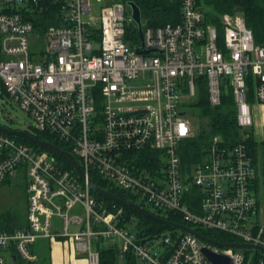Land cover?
<instances>
[{"label": "built area", "instance_id": "2783aa9c", "mask_svg": "<svg viewBox=\"0 0 264 264\" xmlns=\"http://www.w3.org/2000/svg\"><path fill=\"white\" fill-rule=\"evenodd\" d=\"M91 1L0 0L3 91L32 119L24 131L46 132L66 144L84 174L63 168L47 149L0 133V187L17 170L26 178L25 225L0 231V264L16 257L33 264L36 243L59 238L89 264H98L99 251L110 247L137 264H213L204 248L230 264H264V228L255 218L258 171L246 144L253 125L248 79L253 101L264 104V46L255 43L241 13L220 15L219 33L197 0H179L178 23L148 26L142 20L136 42L129 0H96V10ZM46 4L57 8V24L40 32L35 22ZM198 77L206 79L212 107L232 93L242 134L231 147L213 137L187 173L178 146L194 136L184 108L195 98ZM145 151L157 158L144 163ZM90 172L130 193L136 205L234 239L216 242L256 248L211 244L178 229L141 238L134 218L126 222L122 208L93 197ZM93 242L104 246L93 250Z\"/></svg>", "mask_w": 264, "mask_h": 264}, {"label": "trees", "instance_id": "16d2710c", "mask_svg": "<svg viewBox=\"0 0 264 264\" xmlns=\"http://www.w3.org/2000/svg\"><path fill=\"white\" fill-rule=\"evenodd\" d=\"M129 1L134 2L139 7L138 9H140L141 18L143 21H145V23H148V26H163L166 24H175L178 23L181 19L179 0ZM197 2L198 6H200L205 11L206 21L215 25L219 30V33H221L219 16L225 13H234V8H241V14L243 16V19L245 20L246 26L253 33L255 43L264 46V0H197ZM47 5L49 6V9L42 12V16H40V22H35V28L40 32H42V30L47 25L57 24V18L55 17V15H57L55 14L57 8H55V5L52 4H46V6ZM129 30L131 33V37L134 41L137 42L138 30H135V27L133 25H131ZM205 82L206 79L204 77L196 78L195 98L189 101L187 100L185 103V108L190 107L197 111L199 120L197 128H195L194 126V136L192 138L183 140L178 146V155L180 157V161L182 163L184 171H186L187 173L191 171V168L193 166L202 161L207 152L208 145H210L213 137L219 136L221 138L220 144L222 146L231 147L233 144H236L240 140L242 134V132L239 131L240 129L236 123V111L235 105L233 103L234 101L232 93L229 92L228 95L223 96L221 104L219 106L212 107L208 104ZM247 87L249 90L248 99L250 102H252V82L250 81V79H248L247 81ZM246 133H248L249 135L246 140L248 151L250 153V156L252 157L254 165L257 166L259 158L261 156L262 158H264V141L257 142L253 136L251 129L246 130ZM32 135L42 141L52 143L64 151H70L66 144L56 140L46 132H36ZM12 138L19 143L32 146L36 150H45L38 145L30 143L26 139L13 136ZM50 153L57 159L58 163L63 168L73 172V167L66 157L52 152ZM143 153L146 154L144 161L142 160L144 163H146L145 161L147 160V158H157V153L146 151ZM89 178L96 186H98L102 190L108 191L124 201L136 203V198H134L130 193L122 191L108 184L95 172H90ZM258 179L259 176L256 177L254 183L256 193L258 192ZM7 181L9 180L7 179L6 181H3V184ZM90 192L97 201L103 202L105 205L109 206V208H122L125 217L124 219H126V222H129V220H131L130 218H134L137 221L135 225V231L141 238H153L158 236L162 232L175 230L171 227L158 223L157 221L147 217L145 214L139 212L138 210L130 207H122L121 205L113 202L106 197L99 196L92 189ZM187 203L191 211L197 212L195 203ZM141 206L160 218H166V220L179 224H186V222H184L178 214L153 210L147 206H144L143 204H141ZM24 225L25 216L23 214H21L20 212H9L1 209L0 207V231H13L14 229L22 227ZM195 230L214 241H234L233 237L217 231H210L199 227H195ZM38 244H41L40 248L35 249L34 247V252L38 257V261L35 263L44 262L48 264L49 241L39 240L35 246H37ZM117 258L118 254L116 250L111 247L102 248L99 251L98 264H118L116 262ZM10 261L12 262V264H26V262H23L18 257H16V259L11 258ZM124 264H137V260H135V258L133 257L128 256L125 259Z\"/></svg>", "mask_w": 264, "mask_h": 264}, {"label": "rangeland", "instance_id": "374dc122", "mask_svg": "<svg viewBox=\"0 0 264 264\" xmlns=\"http://www.w3.org/2000/svg\"><path fill=\"white\" fill-rule=\"evenodd\" d=\"M94 9L96 10L99 7V3L96 0L91 1ZM96 13V11H95ZM187 116L191 119L195 128L199 124L197 111L193 108H184ZM258 117V116H257ZM0 125L15 129V130H28L32 128L33 121L27 114L18 107V105L13 101L11 97L6 95L3 91L2 85L0 83ZM264 158L262 156L259 158L257 163L258 171V192L256 193L258 206L256 209L255 218L258 224L262 225L264 228ZM9 181L5 182L0 187V207L3 210L17 212L25 214L26 208V178L22 172L18 170L15 172L14 176L8 179ZM20 215V214H19ZM25 216V215H24ZM104 244H96L93 242V250L96 248L103 247ZM41 244L35 246V249L40 248ZM118 264H124L125 260L120 255L116 259ZM7 264H12L10 260L7 261ZM35 264H46L44 262H38Z\"/></svg>", "mask_w": 264, "mask_h": 264}, {"label": "water", "instance_id": "95a60500", "mask_svg": "<svg viewBox=\"0 0 264 264\" xmlns=\"http://www.w3.org/2000/svg\"><path fill=\"white\" fill-rule=\"evenodd\" d=\"M126 4L130 9L131 18L134 21L133 23H135L138 27L140 39H142L143 23H142L140 9H138L139 7L132 1H128ZM234 12L235 13H241L242 9L241 8H234ZM146 24H148V23H146ZM135 51L137 53H143V54L151 52V51H145L142 48H137V50H135ZM0 133L7 135V136L20 137V138L26 139L32 144H35L41 148L47 149L48 151H50L52 153L66 157L68 159V161L70 162L71 166L73 167V169L78 174L79 178L80 177L84 178V174H83L82 170L80 169V165L78 164V162L76 161L74 156L72 154H70L69 152L62 150L58 146H56L52 143L46 142V141H42V140L28 134L24 130H21V131L15 130V129H11V128H8V127L2 126V125H0ZM89 185H90V188L94 192H96V194H98L99 196L106 197V198L112 200L113 202L121 205L122 207H130V208H133L135 210H138L139 212L145 214L147 217L152 218L153 220L157 221L160 224L171 227L173 229H178L179 231H185V232L191 233L203 241L209 242L211 244H216V245H220V246H229V247H234V248H242V249L256 248L255 246H252V245H246V244H240V243L216 242V241L211 240V239L207 238L206 236L200 234L195 229L193 230L189 226L166 220V218L165 219L160 218V217L152 214L151 212H149L148 210H146L145 208H143L140 205H136L135 203L124 201V200L118 198L117 196H115L114 194H112L108 191L102 190L101 188L96 186L91 180H89ZM203 253L206 255V257L213 264H230L228 258H226L224 256L222 257V255H216V254L210 253L205 248L203 249Z\"/></svg>", "mask_w": 264, "mask_h": 264}, {"label": "crops", "instance_id": "0c3cea01", "mask_svg": "<svg viewBox=\"0 0 264 264\" xmlns=\"http://www.w3.org/2000/svg\"><path fill=\"white\" fill-rule=\"evenodd\" d=\"M251 113L253 136L257 142L264 141V104L252 101ZM72 248V244L68 239L59 238L50 241L48 264H89L87 256L76 254Z\"/></svg>", "mask_w": 264, "mask_h": 264}]
</instances>
